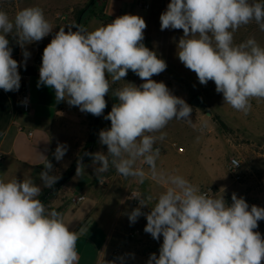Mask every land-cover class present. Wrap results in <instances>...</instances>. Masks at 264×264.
I'll return each instance as SVG.
<instances>
[{
    "label": "clouds",
    "instance_id": "clouds-1",
    "mask_svg": "<svg viewBox=\"0 0 264 264\" xmlns=\"http://www.w3.org/2000/svg\"><path fill=\"white\" fill-rule=\"evenodd\" d=\"M159 19L162 31L183 30L177 43L180 62L200 84L213 81L224 104L247 114L253 99L264 100V46L254 37L234 43V33L253 21L264 31V0H170ZM146 27L143 17L124 14L91 31L82 25L59 28L43 50L37 86L54 90L57 102L67 101L97 117L103 115L110 91L117 99L104 116L110 128L99 131V143L107 151L83 155L91 157L97 177L111 166L120 176L143 182L146 172L141 165L146 164L166 186L154 204L151 196L129 197L138 201L128 213L130 223L145 216V233L157 241L163 238L159 254L151 253L146 264H262L264 238L254 230L264 220V207L249 206L236 193L228 203L224 189L217 196L183 176L157 169L160 151L154 145L165 139L162 130L173 119L190 121L193 109L163 81L152 79L167 64L142 42ZM53 29L38 6L18 11L14 19L0 10V89L19 90L18 69L26 67L30 57L26 45L41 41ZM9 35L22 49L23 64L12 57ZM129 70L143 83L112 88ZM67 150L58 142L54 158L62 160ZM40 155L45 160L38 174L41 184L31 176L0 178V264L79 262L77 233L60 212L48 210L39 199L42 188L51 189L60 179L51 161ZM86 167L78 158L76 175H84ZM145 207L150 211L145 213Z\"/></svg>",
    "mask_w": 264,
    "mask_h": 264
},
{
    "label": "crops",
    "instance_id": "crops-1",
    "mask_svg": "<svg viewBox=\"0 0 264 264\" xmlns=\"http://www.w3.org/2000/svg\"><path fill=\"white\" fill-rule=\"evenodd\" d=\"M65 1H68L69 7L78 2ZM146 5L148 8H145ZM90 8L91 17L84 24L87 30L106 25L124 14L139 15L144 18L147 25L142 42L150 50L161 49L164 30L160 28L159 18L166 10V0H92ZM21 77L22 85L29 96V112L19 110V90L13 92L11 98L8 92L0 89V178L22 180L31 176L37 184H41L38 174L45 164L44 158L40 155L42 154L51 161L61 179L72 167L88 140L90 128L88 114L81 112L76 106H70L67 101L57 102L54 90L44 85L38 87L39 68H36L35 75ZM123 79L137 86L143 83L131 70ZM123 83L121 80L120 84ZM111 94L110 91V95L105 96L107 107L102 115L103 119L111 111V105L117 103V99ZM28 132L32 133L31 136H28ZM58 142L68 146L66 154L60 161L53 156ZM160 143L162 144L158 140L156 144ZM95 145L96 150L107 151V146L99 143V135ZM157 145L154 147L158 148ZM178 151L183 149L180 148ZM160 158L159 156L156 161L158 170H162ZM141 166L146 172L143 182L131 177H122L111 166L107 172L97 177L93 172L94 167L88 166L84 175H76L75 172L60 187L58 195L52 197L47 209L60 212L65 224L78 235L76 244L78 264H109L114 251L125 253L126 259L123 264H146L151 253L159 254L158 249L163 238L157 241L145 233L147 221L138 218L137 222L132 224L128 219V213L135 208L127 199L129 192L151 196L154 204L155 198L166 187L158 178L152 176L148 165ZM202 167L209 181L217 184L218 180L212 173L211 164L204 163ZM69 184L73 186L69 188ZM47 190L49 188H42L41 196ZM78 195H83L84 200L76 205L72 204L71 199ZM135 230L139 232L138 236L134 239L127 238V234ZM144 250L146 252L142 253Z\"/></svg>",
    "mask_w": 264,
    "mask_h": 264
},
{
    "label": "rangeland",
    "instance_id": "rangeland-1",
    "mask_svg": "<svg viewBox=\"0 0 264 264\" xmlns=\"http://www.w3.org/2000/svg\"><path fill=\"white\" fill-rule=\"evenodd\" d=\"M91 1L78 0L69 7L68 1L65 0H0V10L7 12L12 19L18 11L38 6L43 9L45 17L53 25V32L49 36L26 45L30 53L26 66L40 68L44 48L59 28L65 27L67 31V27L75 25L80 13H83L80 25L84 26L92 14ZM169 3L170 0H166V8ZM182 36V29L164 30L162 47L155 51L158 57L166 62L167 68L159 75H154L152 79L157 82L163 81L173 95L183 98L193 109L190 121L173 119L162 130L166 133L165 139L161 141L162 144L154 145L158 146L161 157L162 170L158 171L183 176L201 190L211 189L217 196L222 195L224 189V197L228 203H231L232 194L236 193L243 197L249 206L264 207V100L253 99L252 108L247 114L224 104L223 95L216 92L213 81H209L207 85L200 84L196 74L180 62L177 56V43ZM249 37H254L261 46H264V31H261L254 21L241 26L234 33V43L239 44ZM7 38L13 50V59L18 64H23L25 58L21 47L11 35ZM23 67H19V73ZM22 80L21 77L20 87ZM123 82V85L120 84L121 81L113 84L112 88L124 86L128 81ZM9 92L13 94L15 91ZM109 95L110 93L106 96ZM104 121L106 119L99 116V131L105 129ZM180 148L183 151H178ZM95 152H98L96 145L91 150V153ZM232 157L240 161L241 179L238 181H233L226 170L228 160ZM78 158H82L87 167L93 166L91 157H83L81 154L76 157L73 165ZM204 163L211 164L212 173L218 180L217 184L209 181L202 167ZM57 183L49 189L51 192L40 199L46 208L50 205L52 197L58 195L61 186L57 187ZM72 186L73 184L68 185L69 188ZM144 209L150 211L149 207ZM254 231L260 232L264 238V220L258 221V228ZM111 262L110 259L109 264Z\"/></svg>",
    "mask_w": 264,
    "mask_h": 264
},
{
    "label": "built area",
    "instance_id": "built-area-1",
    "mask_svg": "<svg viewBox=\"0 0 264 264\" xmlns=\"http://www.w3.org/2000/svg\"><path fill=\"white\" fill-rule=\"evenodd\" d=\"M145 8H148V6L146 5ZM18 107H19V110L24 112V113H27L29 112V109H30V102H29V96L27 94V90L25 88L24 85H22L19 89V92H18ZM32 133L28 132V136H31ZM233 161H236L238 162V166L235 167V165L233 164ZM226 170L229 174V176L233 179V181H238L241 179V165H240V161L238 158L236 157H232L228 160V163L226 165ZM209 189H204L202 191H208ZM211 190V189H210ZM212 191V190H211ZM132 193H136V192H129L128 195H127V199L135 206L137 207L138 206V201L134 198L132 199H129V197H131ZM137 194V193H136ZM238 196V195H237ZM239 197V196H238ZM84 200V196L83 195H78L76 197H73L71 199V202L72 204H78L79 202L83 201ZM143 211L145 213H147L145 211V209H143ZM141 220H145L146 217L145 216H141L139 217ZM139 232L137 230L135 231H132L130 233L127 234V238L129 239H134L138 236ZM126 258V255L124 252H121V251H114L112 252L111 254V261H115L116 264H121L124 259Z\"/></svg>",
    "mask_w": 264,
    "mask_h": 264
},
{
    "label": "trees",
    "instance_id": "trees-1",
    "mask_svg": "<svg viewBox=\"0 0 264 264\" xmlns=\"http://www.w3.org/2000/svg\"><path fill=\"white\" fill-rule=\"evenodd\" d=\"M82 14L83 13H80L78 15L75 25L81 24L80 20H81ZM35 73H36L35 67H23V68H21V71H20V75H25V76H32V75H35ZM8 93L10 94V97L12 98L13 94L10 92H8ZM112 106H113V104L111 105V107ZM87 114H88V118L90 120L89 137H88V140H87L85 146L81 150L80 154L83 157L89 158L90 156H85V155H83V153L84 152H91V150L93 149V147L95 145V142H96L98 135H99V128H98L99 117L93 116L90 113H87ZM110 124H111L110 120H107L106 124H105V129L110 128ZM76 167H77V162L74 165H72V167L70 169H68V171L61 177V179L57 183V187L62 186L64 183H66L75 174ZM46 193L48 194L49 191L47 190L43 194V196H41V198H40L41 200L44 198V196L47 195Z\"/></svg>",
    "mask_w": 264,
    "mask_h": 264
}]
</instances>
